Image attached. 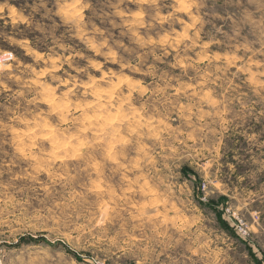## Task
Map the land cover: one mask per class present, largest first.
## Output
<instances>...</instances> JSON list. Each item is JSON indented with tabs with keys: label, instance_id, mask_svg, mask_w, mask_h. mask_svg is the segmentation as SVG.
<instances>
[{
	"label": "rangeland",
	"instance_id": "374dc122",
	"mask_svg": "<svg viewBox=\"0 0 264 264\" xmlns=\"http://www.w3.org/2000/svg\"><path fill=\"white\" fill-rule=\"evenodd\" d=\"M0 264H264V0H0Z\"/></svg>",
	"mask_w": 264,
	"mask_h": 264
}]
</instances>
